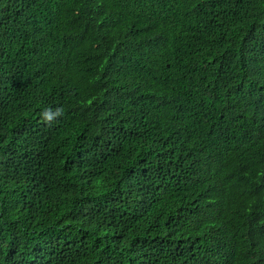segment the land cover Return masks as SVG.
Wrapping results in <instances>:
<instances>
[{"label":"trees","instance_id":"trees-1","mask_svg":"<svg viewBox=\"0 0 264 264\" xmlns=\"http://www.w3.org/2000/svg\"><path fill=\"white\" fill-rule=\"evenodd\" d=\"M0 264H264V0H0Z\"/></svg>","mask_w":264,"mask_h":264}]
</instances>
